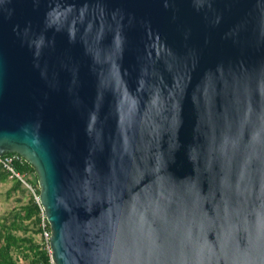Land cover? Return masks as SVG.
<instances>
[{
  "label": "water",
  "instance_id": "obj_1",
  "mask_svg": "<svg viewBox=\"0 0 264 264\" xmlns=\"http://www.w3.org/2000/svg\"><path fill=\"white\" fill-rule=\"evenodd\" d=\"M7 153L53 264H264V0H0Z\"/></svg>",
  "mask_w": 264,
  "mask_h": 264
},
{
  "label": "trees",
  "instance_id": "obj_2",
  "mask_svg": "<svg viewBox=\"0 0 264 264\" xmlns=\"http://www.w3.org/2000/svg\"><path fill=\"white\" fill-rule=\"evenodd\" d=\"M2 156L15 158L14 171L31 186L37 196L33 168L16 154ZM6 182L9 187L3 191L2 198L4 201L13 199L14 206L0 214V264H48L49 255L40 236L38 206L21 182L10 177L0 166V185Z\"/></svg>",
  "mask_w": 264,
  "mask_h": 264
},
{
  "label": "built area",
  "instance_id": "obj_3",
  "mask_svg": "<svg viewBox=\"0 0 264 264\" xmlns=\"http://www.w3.org/2000/svg\"><path fill=\"white\" fill-rule=\"evenodd\" d=\"M13 156H0V166L9 173L10 177H14L18 179L21 184L28 190L29 194L32 196L34 202L38 206L39 210V227H40V236L41 239L44 243L45 248L47 249L48 255H49V247H48V240H49V230H48V225L45 221L44 214L42 212V209L38 203V198L34 194L33 189L31 186H29L27 183L24 182L22 177L16 173L13 169V161H14ZM48 264H53L49 258Z\"/></svg>",
  "mask_w": 264,
  "mask_h": 264
},
{
  "label": "rangeland",
  "instance_id": "obj_4",
  "mask_svg": "<svg viewBox=\"0 0 264 264\" xmlns=\"http://www.w3.org/2000/svg\"><path fill=\"white\" fill-rule=\"evenodd\" d=\"M9 186V184L7 185V183H4L3 185L0 186V214L5 213L6 211H8L12 206H14V201L13 199L4 201L2 198V193L3 191L6 189L5 187ZM26 193L29 194L28 190H26Z\"/></svg>",
  "mask_w": 264,
  "mask_h": 264
},
{
  "label": "crops",
  "instance_id": "obj_5",
  "mask_svg": "<svg viewBox=\"0 0 264 264\" xmlns=\"http://www.w3.org/2000/svg\"><path fill=\"white\" fill-rule=\"evenodd\" d=\"M7 183V185H8V182H6ZM3 185V184H2ZM1 186V185H0ZM9 186H6L5 188L7 189ZM1 192V191H0Z\"/></svg>",
  "mask_w": 264,
  "mask_h": 264
}]
</instances>
